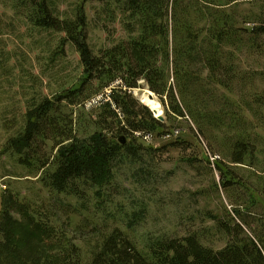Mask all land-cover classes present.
<instances>
[{"label": "trees", "instance_id": "16d2710c", "mask_svg": "<svg viewBox=\"0 0 264 264\" xmlns=\"http://www.w3.org/2000/svg\"><path fill=\"white\" fill-rule=\"evenodd\" d=\"M89 1L115 6L131 37L96 52L88 35ZM245 3L248 10L242 9ZM0 4L32 27L62 35L51 57L65 56L71 44L82 67L71 88L53 97L35 95L21 122L5 120L14 133L3 151L39 176L58 207L51 206L54 213L33 209L7 194L0 214V264H264V207L256 197L264 199V167L259 166L264 165V135L257 132L264 131V90L248 91L256 73L243 71L240 58L244 52L264 57V0H78L71 16L55 0ZM259 72L264 80V70ZM141 81L159 95L165 121L134 96ZM100 93L88 110V102ZM174 132L171 146L192 148L183 138L190 133L220 155L215 166L222 188L231 194L233 212L210 216L224 247L205 244L201 233L193 231L182 237H150L143 251L116 226L106 232L94 228L83 253L76 243L86 240L82 228L72 236L51 224L49 215L60 210L77 215L89 211L90 191L97 209L106 206L109 191L120 187L116 182L123 174L138 182L154 180L155 169L146 157L166 147L155 148L145 137ZM197 160H190L191 166ZM235 165L260 173L254 172V179L253 174L239 178ZM241 189L246 195L240 199L234 192ZM61 194L82 204L68 203ZM131 210L129 229L145 209Z\"/></svg>", "mask_w": 264, "mask_h": 264}, {"label": "rangeland", "instance_id": "374dc122", "mask_svg": "<svg viewBox=\"0 0 264 264\" xmlns=\"http://www.w3.org/2000/svg\"><path fill=\"white\" fill-rule=\"evenodd\" d=\"M55 1L64 15L69 13L71 16L78 0ZM85 8L89 22V42L96 52L131 37L115 6L108 7L102 2L89 1ZM242 9L248 10L249 5L245 3ZM61 37L53 31L32 27L24 18L15 15L11 8L0 4V214L7 194L33 209L54 213L51 206L58 207L53 199L55 196L43 187L38 180L39 176L31 174L26 166L18 162L17 156L4 152L2 147L14 133L6 125V119L11 120L12 124L15 119L21 122L28 101L35 95L53 97L55 93L77 83L82 67L74 46L68 44L63 57L56 60L51 57ZM240 58L243 71L256 73L250 77L248 91L264 90V80L259 75V71L264 70V57L244 52ZM141 84V88L133 91L140 101L144 94L152 91L145 82L141 81ZM235 92L229 95L236 100L238 95ZM153 93L160 106L162 104L161 109L165 115V106L159 95ZM100 94L88 102V110L92 109L95 100L102 97ZM257 132L264 135L261 128ZM177 133L153 135L149 140V144L155 148L166 147L164 151L146 157L152 163L150 167L155 169L154 180L145 181L140 178L138 182L131 174H123L116 182L120 187H113L109 191L110 202L106 206L97 209L98 201L90 191L86 200L89 211L84 210L83 215H77L60 210L57 216L49 215L51 224L59 228L63 226L72 236L80 235L82 228L86 240L77 239L76 243L83 248V253L89 250L88 239L94 238V228L97 232H106L116 226L127 231L143 251L148 250L150 237H182L193 231L201 233L205 244L216 249L224 247L226 242L217 233L210 216H225L227 211L233 212L231 194L222 188L221 177L215 166L220 155L214 154L203 138H196L190 133L183 135V138L192 143V148L183 150L171 146ZM195 157L198 158L196 165L191 166L190 162L195 161ZM259 157L262 159V154ZM259 166L264 167L262 164ZM235 171L239 178L253 174L251 178L254 179V172L260 173L258 169L245 165H235ZM234 193H240L238 198L246 195L243 189ZM60 196L68 203L82 204L73 197ZM256 197L264 207V199L258 195ZM133 206L141 213L142 208L145 210L136 220L135 226L129 229L126 223L131 218ZM12 213L16 218H21L17 211L12 210ZM83 222L88 224L87 227L83 226Z\"/></svg>", "mask_w": 264, "mask_h": 264}, {"label": "bare ground", "instance_id": "6f19581e", "mask_svg": "<svg viewBox=\"0 0 264 264\" xmlns=\"http://www.w3.org/2000/svg\"><path fill=\"white\" fill-rule=\"evenodd\" d=\"M150 91L149 93H146L143 95L142 97V101L145 105H148L149 107H151L152 109H156L158 114H161L162 113V109H161V106H160V103H159V100L157 97H153V98H150Z\"/></svg>", "mask_w": 264, "mask_h": 264}, {"label": "water", "instance_id": "95a60500", "mask_svg": "<svg viewBox=\"0 0 264 264\" xmlns=\"http://www.w3.org/2000/svg\"><path fill=\"white\" fill-rule=\"evenodd\" d=\"M149 96H150V98L157 97L152 91H150V95H149ZM141 102L143 103L142 99H141ZM143 104H144V103H143ZM146 106H148V105H146ZM148 107H149V106H148ZM149 108L151 109V111L153 112L154 116H155L157 119H159V120H161V121H165L164 110L162 111L161 114H158V112H157L156 109H152L151 107H149ZM121 140H122V142H125V141H126L125 137H122Z\"/></svg>", "mask_w": 264, "mask_h": 264}, {"label": "built area", "instance_id": "2783aa9c", "mask_svg": "<svg viewBox=\"0 0 264 264\" xmlns=\"http://www.w3.org/2000/svg\"><path fill=\"white\" fill-rule=\"evenodd\" d=\"M145 138H146L147 140H150V139H151V135H147Z\"/></svg>", "mask_w": 264, "mask_h": 264}]
</instances>
